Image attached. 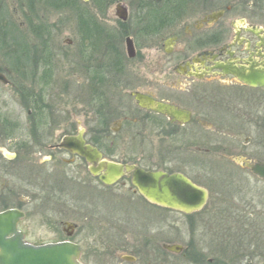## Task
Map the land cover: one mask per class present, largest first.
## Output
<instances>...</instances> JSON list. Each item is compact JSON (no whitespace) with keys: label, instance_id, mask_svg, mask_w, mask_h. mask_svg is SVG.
Masks as SVG:
<instances>
[{"label":"flooded vegetation","instance_id":"af4514ba","mask_svg":"<svg viewBox=\"0 0 264 264\" xmlns=\"http://www.w3.org/2000/svg\"><path fill=\"white\" fill-rule=\"evenodd\" d=\"M33 1L48 9L57 5L56 0ZM83 1L88 11L77 23L78 50L65 55L73 70L82 74L87 102L98 107L93 128L88 112L84 120L75 119L67 107L61 114H51L56 110L48 106L42 91L57 86L53 77L59 56L54 50V23L41 19L45 22L33 35L34 50L22 52L35 57L33 67H22L20 78L26 81L21 97L30 107L31 130L23 136L14 127L10 130L6 106L0 105V155L18 161L20 169L18 184L5 185L0 203L14 201L17 205L8 209L25 214L18 229L27 242L75 243L81 247L83 264H217L203 258L199 244H177L183 248L177 253L168 249L176 244L160 240L161 235L166 238L163 231L155 237L150 226L155 210L164 217L173 210L145 198L131 174L125 172L107 185L101 180L104 171L93 175L84 157L61 144L65 138L80 137L98 150L101 162L183 175L208 192V203L212 191L200 183L206 179L203 171L221 167L259 179L252 170L264 165V19L250 11H264V0L220 7V0ZM113 6L116 18L104 19L102 13L113 11ZM67 43L71 46L73 41ZM4 73L0 70L8 80ZM8 82L0 84L12 86ZM159 105L165 108L162 113ZM121 133L131 140L130 150H145L141 157L132 152L133 157L122 160L112 157L117 150L112 138ZM11 146L14 154L7 156L3 150ZM129 206H135V212ZM32 208L43 218H60L52 224L54 239L28 240L22 224ZM126 216L136 217V223ZM106 217L116 219L109 228ZM74 219L89 227L91 240L81 242L80 224ZM116 232L118 236L110 238Z\"/></svg>","mask_w":264,"mask_h":264},{"label":"rangeland","instance_id":"374dc122","mask_svg":"<svg viewBox=\"0 0 264 264\" xmlns=\"http://www.w3.org/2000/svg\"><path fill=\"white\" fill-rule=\"evenodd\" d=\"M220 1L222 2L219 3V7L237 3L239 0ZM249 1L260 2V0ZM56 2L57 5L54 4L52 9H48L47 4L38 3L35 5L33 0H0V70H4V74H7L8 80L12 84V86L6 87L0 84V105L6 106L4 113L9 117L10 130H13L14 127L15 130L21 131V136L32 127V124L27 121L30 107L24 101L22 102L23 98L21 97L22 82H26L20 79L24 75L22 67H33L35 64V57L32 54L24 55L22 52L34 50L33 35L37 34V26L42 25L45 21L54 23L56 29L54 50L59 56L58 60L55 58L53 77L57 86L49 88L46 92L42 91L44 95L47 93L46 103L48 106H52L53 110H56V113L52 110L54 113L51 112V114H61V109L65 110L67 107L75 119L84 120L86 112H88L91 128L94 125L91 120L97 118L98 107H94L90 101L87 102L88 97H86V91L83 90L82 85V74L73 70L72 61H69L65 55L67 52L78 50L77 23L83 19V14L88 11V8L84 6L83 0L76 1V3L71 0H56ZM114 13L115 6H113V11L105 10L102 14L104 19H115ZM250 13L264 19V11L261 9L251 10ZM91 14L92 17L97 18L92 12ZM41 19L45 21L41 22ZM68 40L73 41L71 46L67 43ZM37 66L39 67L38 64ZM29 82L31 84L30 91H34L33 82ZM123 95L125 98L129 97L127 94ZM85 104L89 108H85ZM74 125L75 128L78 126L76 122ZM112 139L115 141L114 146L117 147L112 157L117 160H122L124 156L133 157L134 155H130L131 152L135 153L136 158H139L145 152V150L143 152L130 150L131 140L126 139L122 133ZM14 140L16 139H12V141ZM53 141L54 138L49 140V143ZM144 147H147L146 143ZM3 152L7 156L14 154L12 146L10 149H4ZM109 157L111 156L109 155ZM9 158L0 155V193L3 192L5 185L10 184L11 187H15L20 178L18 161H12V158ZM141 164L149 166L146 162ZM202 173L206 179L202 178L200 183L212 191V198L208 205L200 213L191 216L170 211L164 217L159 213L156 215L155 210L150 224L154 233L157 234L155 237H158V234L161 235L163 231L166 238L161 235L160 240L164 239L163 242L171 245L199 244L198 249H201L203 258L216 261L217 264H264V182L256 179L249 172L232 171L221 167ZM208 175L210 176L208 177ZM211 177L212 180H210ZM16 205L17 203L14 201L9 204L0 203V212ZM127 209L131 212L136 210L135 206H129ZM34 211L35 209L32 208V212L22 224V227L27 231L28 240L30 242H45L54 239L52 224L60 218L50 216L43 218L42 214L38 215ZM126 217V219H131L129 216ZM106 218V227L116 220L110 217ZM74 220L80 224L78 237L81 242L91 240L93 236L90 234L92 231L89 230V227L86 229L81 225L82 221ZM119 220L121 221L120 218ZM131 220L136 223V217ZM109 236L116 238L118 234L116 232Z\"/></svg>","mask_w":264,"mask_h":264},{"label":"water","instance_id":"95a60500","mask_svg":"<svg viewBox=\"0 0 264 264\" xmlns=\"http://www.w3.org/2000/svg\"><path fill=\"white\" fill-rule=\"evenodd\" d=\"M127 50L131 57L134 55L132 41H127ZM0 81L8 84V80L0 75ZM142 106L146 102L138 96ZM164 107L159 105L158 112ZM61 147L71 148L74 153L84 157L92 166L93 175L104 171L101 180L112 185L125 172L133 176V183L140 193L151 203L187 215L201 211L207 204L208 192L193 184L183 175H169L163 172H147L134 166H124L114 162H101V155L97 149L86 145L80 137L65 138ZM253 173L264 180V165L253 168ZM24 214L16 209L0 212V264H82L80 262L81 248L73 243H57L35 246L25 242L23 234L18 230V223ZM172 252H181L178 245L169 246Z\"/></svg>","mask_w":264,"mask_h":264},{"label":"trees","instance_id":"16d2710c","mask_svg":"<svg viewBox=\"0 0 264 264\" xmlns=\"http://www.w3.org/2000/svg\"><path fill=\"white\" fill-rule=\"evenodd\" d=\"M74 3H76V1H74ZM84 17V16H83Z\"/></svg>","mask_w":264,"mask_h":264}]
</instances>
